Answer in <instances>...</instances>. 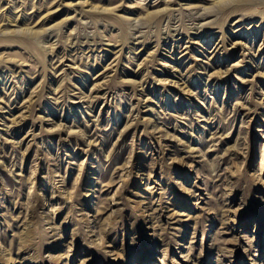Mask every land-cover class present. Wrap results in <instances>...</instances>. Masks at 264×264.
<instances>
[{"label": "rangeland", "instance_id": "374dc122", "mask_svg": "<svg viewBox=\"0 0 264 264\" xmlns=\"http://www.w3.org/2000/svg\"><path fill=\"white\" fill-rule=\"evenodd\" d=\"M0 264H264V0H0Z\"/></svg>", "mask_w": 264, "mask_h": 264}]
</instances>
